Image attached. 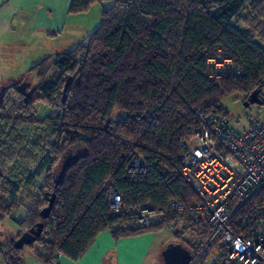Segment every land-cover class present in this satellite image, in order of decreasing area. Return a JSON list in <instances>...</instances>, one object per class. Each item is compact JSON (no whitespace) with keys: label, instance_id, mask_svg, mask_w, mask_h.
<instances>
[{"label":"trees","instance_id":"trees-1","mask_svg":"<svg viewBox=\"0 0 264 264\" xmlns=\"http://www.w3.org/2000/svg\"><path fill=\"white\" fill-rule=\"evenodd\" d=\"M103 1L71 0L68 14L86 13ZM111 1L87 44L30 70L38 82L31 99L19 90L24 80L0 95V217L23 232L43 225L40 237L27 246L37 248L35 257L42 264L52 263L57 254L78 261L102 232L118 240L176 227L183 216L169 212L168 204L197 202L179 169L181 144L199 128L198 113L229 117L224 99L240 95L244 103L263 90L264 47L256 33L264 43V26L258 24L264 8L255 9L252 22L258 26L247 31L233 21L250 0ZM204 53L232 62L218 82L208 78ZM50 63L58 71L55 80H46ZM38 103L49 110L41 121L36 119ZM43 127L47 137L32 141V133ZM132 155L142 159L145 170L129 178ZM18 177L25 187L43 177L21 221L15 220ZM109 184L123 202L116 215L106 198ZM52 195L44 219L41 211ZM146 204L164 209L165 222L134 226L132 211ZM232 210L234 233L256 230L264 224V190L244 202L233 201ZM189 222L173 236L197 231L199 240L206 238L199 224ZM13 244L0 247L1 264H24L23 248ZM196 255L195 248L191 260Z\"/></svg>","mask_w":264,"mask_h":264},{"label":"built area","instance_id":"built-area-1","mask_svg":"<svg viewBox=\"0 0 264 264\" xmlns=\"http://www.w3.org/2000/svg\"><path fill=\"white\" fill-rule=\"evenodd\" d=\"M203 56L208 78L218 82L231 60L219 54ZM198 117L199 128L189 142L181 144L179 169L197 202L184 205L171 201L167 206L169 212L199 224L206 233V238L197 242V255L190 264H264V224L241 234L234 233L230 224L235 211L232 202H244L264 190V119H249L245 128L237 129L227 116L199 112ZM144 170L142 159L132 155L128 177ZM106 198L112 214L122 212V199L110 184ZM132 213L134 226L139 228L158 226L166 220V211L151 204Z\"/></svg>","mask_w":264,"mask_h":264},{"label":"crops","instance_id":"crops-1","mask_svg":"<svg viewBox=\"0 0 264 264\" xmlns=\"http://www.w3.org/2000/svg\"><path fill=\"white\" fill-rule=\"evenodd\" d=\"M70 4L71 0H0V84H17L42 60H54L44 46L76 21L78 15L68 14ZM165 229L118 240L102 232L78 261L56 256L50 264H163L161 254L171 244L173 231L183 227ZM188 232L180 237V245L189 251L191 262L197 243L187 242Z\"/></svg>","mask_w":264,"mask_h":264},{"label":"rangeland","instance_id":"rangeland-1","mask_svg":"<svg viewBox=\"0 0 264 264\" xmlns=\"http://www.w3.org/2000/svg\"><path fill=\"white\" fill-rule=\"evenodd\" d=\"M262 4L263 6L257 5ZM112 6L111 0H104L102 3L94 4L86 13L80 14L77 16L76 21L70 25L63 35L60 36L56 41L51 40L47 45H45V49L53 53L52 57L55 58L57 56H61L67 54L74 50L79 45L87 44V39L97 30L101 23V14L104 9H107ZM264 8V0H250L246 3L242 11L240 12L238 22L233 21L241 30H251L255 31L257 25V21L254 23L252 22L257 18V12H254L256 8ZM264 10V9H263ZM248 18V19H247ZM250 24L247 25L248 22ZM258 24L264 26V17L258 20ZM254 23V24H253ZM257 42L264 47V43L259 39L258 34L256 33ZM60 51V52H59ZM55 53V54H54ZM52 63L48 65L49 71L46 77V80H55V77L58 71L51 66ZM24 83L30 87V89L37 86L38 82L35 76L32 73L24 74ZM23 81V79H22ZM15 85V84H0V95L7 89L8 87ZM30 90L26 89L25 92L29 93ZM13 97V96H12ZM13 97V102L15 104H19L18 99ZM260 100L262 102L261 105H250L249 107H244L243 105V97L240 95H234L228 97L222 101V107L224 111L228 114L231 119V123L237 129H243L247 126L249 119H264V81H263V90L260 94ZM35 113L37 120H43L48 114L49 110L41 103L36 104L35 106ZM119 113L116 112L113 115V118H117ZM47 137L46 129L43 127L32 133L31 140H44ZM20 187L21 191L16 198L15 205L18 207L15 220L21 221L26 216L28 210L31 208L33 203V198L36 195V189L43 185V177L36 180L34 187H25L21 182L20 177ZM58 179V177H57ZM189 220L182 217L180 220L179 225H177V229L183 227L185 224H189ZM128 225H132L128 223ZM125 225V226H128ZM124 226V227H125ZM174 229V228H173ZM199 229V228H198ZM164 232L169 231L167 229ZM197 232V231H196ZM196 232H188L186 240L188 243H197L200 237L197 235ZM24 232L13 222H11L8 218H4L3 220L0 217V247L3 245L14 243L20 235ZM183 236V235H182ZM181 236V237H182ZM171 244L180 245L181 240L174 236L171 238ZM169 245V244H167ZM34 251H37V248L34 246L33 248H29L27 246L23 247L22 251V262L24 261L25 264H37L38 259L35 257ZM1 264V259H0Z\"/></svg>","mask_w":264,"mask_h":264},{"label":"water","instance_id":"water-1","mask_svg":"<svg viewBox=\"0 0 264 264\" xmlns=\"http://www.w3.org/2000/svg\"><path fill=\"white\" fill-rule=\"evenodd\" d=\"M27 84L22 83L19 88H24ZM36 87L32 88L28 94L25 96L29 99L32 98V94ZM260 91L256 90L252 92L247 100L243 103L244 107H249L250 105H261L262 102L259 98ZM71 160V156L69 155L66 162L62 165L60 173L58 175V180L61 177V174L65 168V165ZM54 203V195L48 200V206L41 211V216L46 219L48 218L51 207ZM43 231V225L41 223L36 224L33 228L24 232L13 244V247L16 250L22 249L25 246L32 245L37 238L40 237ZM163 264H189L190 262V253L186 250L182 245H168L165 250L161 254Z\"/></svg>","mask_w":264,"mask_h":264},{"label":"flooded vegetation","instance_id":"flooded-vegetation-1","mask_svg":"<svg viewBox=\"0 0 264 264\" xmlns=\"http://www.w3.org/2000/svg\"><path fill=\"white\" fill-rule=\"evenodd\" d=\"M28 89V90H31L30 87H28V85H26L24 88H19V90L22 92V94L26 95L28 93L25 92V90Z\"/></svg>","mask_w":264,"mask_h":264}]
</instances>
